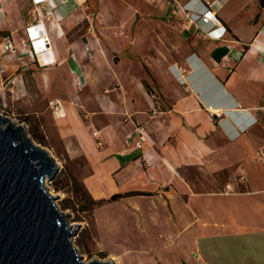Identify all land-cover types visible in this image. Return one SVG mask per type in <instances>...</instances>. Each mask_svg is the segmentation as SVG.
<instances>
[{
	"label": "crops",
	"instance_id": "crops-1",
	"mask_svg": "<svg viewBox=\"0 0 264 264\" xmlns=\"http://www.w3.org/2000/svg\"><path fill=\"white\" fill-rule=\"evenodd\" d=\"M87 2L0 0V35L15 49L22 38L42 69L39 78L57 90L66 81L77 85V77L82 86L85 47L68 31ZM145 2L158 7L153 22L177 30L180 58L143 56L142 74L113 77L115 92L104 99L113 107L101 111L99 135L92 133L99 149L76 125L93 167L85 183L97 200L119 195L138 213L145 202L149 219L181 226L198 264H264V0ZM216 20L226 30L221 37ZM35 24L32 35L48 38L47 51L30 43ZM157 36L168 31H135L133 48L144 40L153 51ZM179 67L186 84L175 75ZM139 131L146 137L141 147Z\"/></svg>",
	"mask_w": 264,
	"mask_h": 264
},
{
	"label": "rangeland",
	"instance_id": "rangeland-1",
	"mask_svg": "<svg viewBox=\"0 0 264 264\" xmlns=\"http://www.w3.org/2000/svg\"><path fill=\"white\" fill-rule=\"evenodd\" d=\"M157 8L153 9L145 0H88L83 18L68 31L71 40L78 39L85 47L86 80L82 77V86L72 83L73 80L66 81L59 90L39 78L37 73L41 74L42 69L23 49L22 38L19 37L16 50L13 39L3 40L0 35V116L22 125L33 143L54 156L59 170L53 179L46 178L45 185L57 197L59 210L71 215L66 222L78 227L72 241L86 263L96 258L115 264H198L192 254L195 244L188 237L189 232L184 234L181 226L166 225L162 219H149L147 203L140 204L142 211L138 213L130 201L117 199L119 195L116 201L108 203L105 202L113 197L94 198L85 183L93 167L81 152L77 137L81 133L76 125L86 127L96 147H101L92 133L99 128L101 111L107 104L113 107L112 101L104 100L109 99L105 95L115 92L114 82H110L113 77L133 70L142 74L143 56L155 59L162 51L171 61L180 58L178 50L182 46L173 32L177 30L172 25L163 28L151 20L157 15ZM162 29L168 31V37L157 36L153 51L143 40L135 54V31ZM55 96L64 99L57 100ZM67 106L71 107L70 112ZM92 198L97 203L93 204Z\"/></svg>",
	"mask_w": 264,
	"mask_h": 264
},
{
	"label": "water",
	"instance_id": "water-1",
	"mask_svg": "<svg viewBox=\"0 0 264 264\" xmlns=\"http://www.w3.org/2000/svg\"><path fill=\"white\" fill-rule=\"evenodd\" d=\"M6 122L0 116V264H115L83 261L72 241L78 227L66 222L71 215L45 185L58 163L22 125Z\"/></svg>",
	"mask_w": 264,
	"mask_h": 264
},
{
	"label": "built area",
	"instance_id": "built-area-1",
	"mask_svg": "<svg viewBox=\"0 0 264 264\" xmlns=\"http://www.w3.org/2000/svg\"><path fill=\"white\" fill-rule=\"evenodd\" d=\"M216 24L218 25V27L216 28V30L218 31V29H221L220 33H219V37L223 36V34L225 33V27L223 25H221L220 21L219 20H216ZM39 24H35V25H32L30 27H28V32L29 34H31V37H30V43H38L40 48L39 50H44V51H47L48 50V43H49V40L47 37L45 36H39V34H36L35 37L32 35L33 31H37L36 27L38 26ZM36 29V30H35ZM7 48H11L12 45H7L6 46ZM175 75L177 76V78L180 80V82L182 84H186L187 83V76L185 75V72L179 67V68H176V72H175ZM77 81V84L80 86L81 83H80V79L77 77L76 79ZM209 110H211V112L217 116H220V113L217 112V110H213V108L211 106H209ZM95 136L99 135V131H95L93 133ZM146 140V137L145 135L143 134V132L139 131V139L137 140V146L138 147H141L142 146V142H144ZM229 187V186H228Z\"/></svg>",
	"mask_w": 264,
	"mask_h": 264
},
{
	"label": "trees",
	"instance_id": "trees-1",
	"mask_svg": "<svg viewBox=\"0 0 264 264\" xmlns=\"http://www.w3.org/2000/svg\"><path fill=\"white\" fill-rule=\"evenodd\" d=\"M129 195H132V194H137V192H131V193H128ZM138 194H140V193H138ZM91 202L93 203V204H95V203H97V201L95 200V199H91Z\"/></svg>",
	"mask_w": 264,
	"mask_h": 264
},
{
	"label": "bare ground",
	"instance_id": "bare-ground-1",
	"mask_svg": "<svg viewBox=\"0 0 264 264\" xmlns=\"http://www.w3.org/2000/svg\"><path fill=\"white\" fill-rule=\"evenodd\" d=\"M7 122H8V124H13L12 121H7ZM7 122H6V123H7ZM9 122H10V123H9ZM13 126H16V125L13 124ZM26 138H27V137H26Z\"/></svg>",
	"mask_w": 264,
	"mask_h": 264
}]
</instances>
